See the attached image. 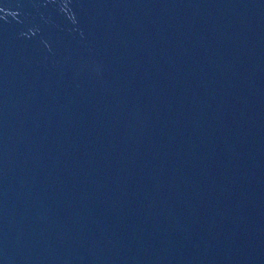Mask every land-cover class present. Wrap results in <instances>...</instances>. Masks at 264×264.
<instances>
[{"label":"water","instance_id":"water-1","mask_svg":"<svg viewBox=\"0 0 264 264\" xmlns=\"http://www.w3.org/2000/svg\"><path fill=\"white\" fill-rule=\"evenodd\" d=\"M0 264H264V0H0Z\"/></svg>","mask_w":264,"mask_h":264}]
</instances>
